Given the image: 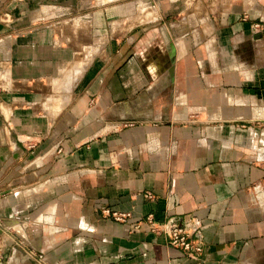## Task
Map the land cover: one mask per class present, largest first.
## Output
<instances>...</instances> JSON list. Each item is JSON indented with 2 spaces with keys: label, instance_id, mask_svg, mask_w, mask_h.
<instances>
[{
  "label": "crops",
  "instance_id": "crops-1",
  "mask_svg": "<svg viewBox=\"0 0 264 264\" xmlns=\"http://www.w3.org/2000/svg\"><path fill=\"white\" fill-rule=\"evenodd\" d=\"M243 101L264 107V0H0L2 264L184 263L148 214L201 220L203 264H264Z\"/></svg>",
  "mask_w": 264,
  "mask_h": 264
},
{
  "label": "built area",
  "instance_id": "built-area-1",
  "mask_svg": "<svg viewBox=\"0 0 264 264\" xmlns=\"http://www.w3.org/2000/svg\"><path fill=\"white\" fill-rule=\"evenodd\" d=\"M260 23L253 24V29L259 30ZM143 196L148 199L153 198L152 192H144ZM105 216L114 220L123 221L129 215L126 212L111 211L102 209ZM148 227L153 231H161L166 236V243L177 248L184 260L180 264H203L204 240L201 234V220L195 216H185L178 222L175 218L170 217L164 221H157L152 214L146 217ZM3 262V254L0 252V264Z\"/></svg>",
  "mask_w": 264,
  "mask_h": 264
},
{
  "label": "rangeland",
  "instance_id": "rangeland-1",
  "mask_svg": "<svg viewBox=\"0 0 264 264\" xmlns=\"http://www.w3.org/2000/svg\"><path fill=\"white\" fill-rule=\"evenodd\" d=\"M261 37H262V35H260V36H256V39H260ZM206 41H207V40H206ZM206 43H207V42H205L204 46H208ZM216 56H217V55H216ZM241 103H242V104H245V105H247V106H250V105H251L252 107H254V105H255L256 107H260V109L262 110V111L258 112V113H259L258 115H256V116L250 118L251 122L259 123V122L264 121V120H263V119H264V116L262 115L263 112H264V107L261 106V105H263V102H255L256 104H254V102H251V101H243V102H241ZM260 109H259V110H260Z\"/></svg>",
  "mask_w": 264,
  "mask_h": 264
}]
</instances>
